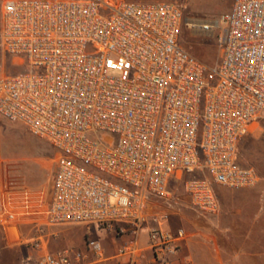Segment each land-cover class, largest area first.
Here are the masks:
<instances>
[{"label": "built area", "instance_id": "built-area-1", "mask_svg": "<svg viewBox=\"0 0 264 264\" xmlns=\"http://www.w3.org/2000/svg\"><path fill=\"white\" fill-rule=\"evenodd\" d=\"M2 17L0 46L23 71L0 76V117L60 153L50 201L26 203L39 227L149 228L155 255L175 253L185 232L164 227L173 179L203 174L183 188L203 215L219 212L217 186L259 184L240 145L264 116V0L189 24L172 2L6 0ZM184 24L205 35L223 27L215 66L181 45ZM75 260L94 264L71 250L37 264Z\"/></svg>", "mask_w": 264, "mask_h": 264}, {"label": "crops", "instance_id": "crops-1", "mask_svg": "<svg viewBox=\"0 0 264 264\" xmlns=\"http://www.w3.org/2000/svg\"><path fill=\"white\" fill-rule=\"evenodd\" d=\"M4 184L5 175L0 173V264H37L43 255L66 250L85 256L82 263L94 264H264L262 187L232 190L217 186V215L177 207L164 227L174 233L184 230L180 250L155 255L149 228L137 234H119L87 224L39 227L27 214L29 207L24 202L28 195L38 198L36 188L14 196L13 192L4 191ZM14 198L18 199L16 203H13ZM6 213L16 217L6 216ZM36 240L40 241L39 248L32 244ZM90 240L101 244V256L89 252ZM75 263L81 264L78 260Z\"/></svg>", "mask_w": 264, "mask_h": 264}, {"label": "rangeland", "instance_id": "rangeland-1", "mask_svg": "<svg viewBox=\"0 0 264 264\" xmlns=\"http://www.w3.org/2000/svg\"><path fill=\"white\" fill-rule=\"evenodd\" d=\"M114 2H172L182 6L187 24L204 19H219L232 10L236 0H112ZM2 3L0 0V34L3 25ZM184 24L181 35V45L209 66H215L221 57L220 38L223 27L217 28L211 34ZM23 71L15 57L5 53L0 46V76L15 75ZM60 156L57 149L47 140L38 138L22 124L12 123L0 117V173L5 175L2 185L6 193L14 196L26 190L38 191V198L28 195L25 203L38 199L43 204L50 201L52 184L56 170V162ZM240 160L242 165L253 167L261 180L255 187L264 188V116L256 123L253 132L240 145ZM203 177L201 172L182 175L170 182L173 194V209L190 207V199L184 193L187 180ZM33 188V190H32ZM25 190V191H24ZM22 191V192H20ZM18 200L13 199V203ZM193 209V208H192Z\"/></svg>", "mask_w": 264, "mask_h": 264}, {"label": "bare ground", "instance_id": "bare-ground-1", "mask_svg": "<svg viewBox=\"0 0 264 264\" xmlns=\"http://www.w3.org/2000/svg\"><path fill=\"white\" fill-rule=\"evenodd\" d=\"M193 23H195V22H193ZM194 27H195L196 30L201 31L197 24H195Z\"/></svg>", "mask_w": 264, "mask_h": 264}]
</instances>
